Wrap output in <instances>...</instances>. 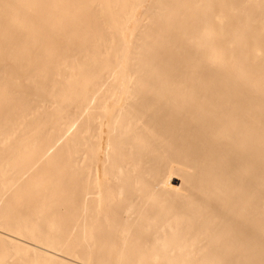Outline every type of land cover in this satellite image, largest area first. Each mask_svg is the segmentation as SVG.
<instances>
[{
  "label": "bare ground",
  "instance_id": "obj_1",
  "mask_svg": "<svg viewBox=\"0 0 264 264\" xmlns=\"http://www.w3.org/2000/svg\"><path fill=\"white\" fill-rule=\"evenodd\" d=\"M0 264H264V0H0Z\"/></svg>",
  "mask_w": 264,
  "mask_h": 264
}]
</instances>
